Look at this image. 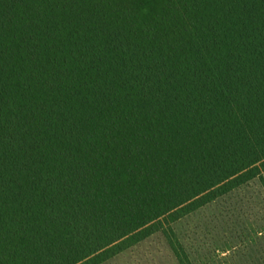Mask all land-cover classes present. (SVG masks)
Segmentation results:
<instances>
[{
    "label": "trees",
    "instance_id": "1",
    "mask_svg": "<svg viewBox=\"0 0 264 264\" xmlns=\"http://www.w3.org/2000/svg\"><path fill=\"white\" fill-rule=\"evenodd\" d=\"M264 200V0H0V264H105L210 203Z\"/></svg>",
    "mask_w": 264,
    "mask_h": 264
},
{
    "label": "rangeland",
    "instance_id": "2",
    "mask_svg": "<svg viewBox=\"0 0 264 264\" xmlns=\"http://www.w3.org/2000/svg\"><path fill=\"white\" fill-rule=\"evenodd\" d=\"M176 230L194 264H264V200L249 192L210 203ZM105 264H180L157 232Z\"/></svg>",
    "mask_w": 264,
    "mask_h": 264
}]
</instances>
